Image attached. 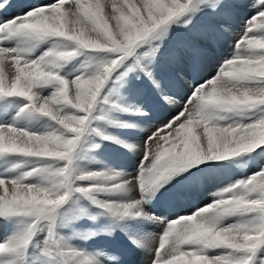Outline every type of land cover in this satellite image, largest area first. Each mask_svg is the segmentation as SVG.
Listing matches in <instances>:
<instances>
[{"label": "snow or ice", "instance_id": "1", "mask_svg": "<svg viewBox=\"0 0 264 264\" xmlns=\"http://www.w3.org/2000/svg\"><path fill=\"white\" fill-rule=\"evenodd\" d=\"M229 37L232 51L206 75ZM14 39L53 45L34 56L9 46ZM80 53L107 58L71 80L56 71ZM52 84L47 96L36 91ZM119 89L155 103L128 104L123 95L110 102L107 94ZM10 97L26 101L19 113L39 114L56 127L37 133L0 123V158L44 162L0 174V221L11 226L0 241V264H19L38 235L39 252L59 264H126L137 249L146 254L143 264H264V161L195 211L169 219L143 208L145 194L174 185L178 200L204 181L206 169L222 167H194L202 162L264 154V0H0V101ZM102 104L141 117L164 106L173 114L151 126L141 143L129 144L94 126L136 127L100 114ZM90 133L134 151L136 172L81 169L80 148ZM130 192L139 196L105 198ZM73 198L89 201L113 224L137 218L162 224L158 244L154 235L120 225L125 245L93 253L71 246L75 236L96 235H61L75 219L64 211ZM102 231L111 237L114 227Z\"/></svg>", "mask_w": 264, "mask_h": 264}, {"label": "rangeland", "instance_id": "2", "mask_svg": "<svg viewBox=\"0 0 264 264\" xmlns=\"http://www.w3.org/2000/svg\"><path fill=\"white\" fill-rule=\"evenodd\" d=\"M25 2H28V3H33V2L44 3V2H49V0H25ZM247 15H251V13L249 12V13H247ZM244 18H247V16L245 15ZM235 28H240V24H237ZM228 39H232V38L229 37ZM11 41L16 42V44L14 45V47L21 48V49H29L31 51L32 55H34V56L40 55L41 52H43L46 48H48V47H50V46L53 45V42H51V41H46V42H25V41L15 40V39L14 40H11ZM55 43L56 44H59L62 47L64 46L61 42H58L57 41ZM9 46H10V44H9ZM68 47H71V46L69 45ZM224 48L225 47H221L219 51H216L215 52L214 57H213V60L216 59V58H218V57H221L222 56L221 52H223V49ZM106 58L107 57L105 56V54H102V53H80L76 57L72 58L70 61H67V62L62 63L61 66H60V68L57 69L56 71L61 76L65 77V78H68L69 76H66V74H68V72L71 71V70H73L74 68L77 67L78 71H80V72H82V71L86 72L87 71V69L85 67L86 65L87 66L95 65L101 59H106ZM215 64L217 65L218 63H214V62H211L210 63V65L207 68L206 75H211V74H213L215 72V68H216V65ZM130 76H131V74H130ZM133 83L136 84L137 87H138V85H140V84L136 83L135 81H133ZM55 87H56V85L52 84V85H48L47 87H43V88L37 89L36 91H38L42 96H47L52 91H54ZM145 89H147V85H145ZM39 90H41V91H39ZM113 91L114 92H117V90H113ZM182 92H183V90H182ZM107 95H108V99H109L110 102L111 101L120 102L119 99H118V95H123L125 102L128 103V104L141 103L140 102V97H141L142 100L151 101L152 103L155 102L154 101V98H150L149 95H147V94L144 95V96L129 95L126 89H119L118 90V94H107ZM7 102H8V104L6 106V109L2 112V115H0V117H1L0 118V121H3V122H0V123H12L13 125H15L17 127L25 128V129H27L29 131H32V132L44 133V132H42L40 130H35L34 127H33V124H34L33 122L35 121V122H38L39 123L40 120L48 121L47 118L43 117L45 119H43V118L42 119H39V117H42V116H39L36 113L24 112L23 114L19 115V117L16 119V117L18 116L17 113L19 112L18 109L20 107H22L24 105L23 102L26 103V101H24L21 98L10 97V98L7 99V101H0V104L7 103ZM16 102H17V105L20 106L19 108H16V104H15ZM13 105H15V106H13ZM12 107H13V109H12ZM98 111H99L100 114H104L105 112H107L108 113V119L113 120V121L123 122V123L131 124V125H133L136 122L137 123H140L141 122V120H139L140 122H138V120H135L134 118L129 119L130 117H134L136 115H132L130 113H125V112H113V111H109L108 110V105H103V104L102 105H98ZM120 114H122V115H120ZM4 120H6L7 122H4ZM164 120L165 119H163V121ZM23 121H28V125H26V126H24V124L22 125ZM94 126L98 127L99 130L103 131L105 134L111 135V136L115 137L118 140H122V141H125L126 142L127 136L124 135V134H126V127L112 126V125H108L106 122H98V123L97 122H94ZM128 128H130V127H128ZM131 128H133V127H131ZM118 131H121L122 134L119 133ZM106 144L107 145L110 144L115 149H119V150H122V151H125L126 152V147H123L121 144L114 143L111 140H102L100 137L96 136L94 133H90L88 136L85 137L84 141L81 144L80 153H81V156H82V160L80 161L79 167L81 169H84V170L98 171V169L99 170H101V169L98 168V167H96V166H94V165H97L98 166L99 164H101L102 166H104V164H105V165H107V169L115 170V171L121 172V173H123V172L126 173V155L127 154H125V160H124V158L121 155L118 157V160L122 163V166H123L124 169H116L114 167V165H113V162L114 161H112V159H111V157H110L109 154H103V153L97 154L99 151H101V149H99V148H103L104 146H107ZM96 145H98V147H96ZM96 149H98V150H96ZM255 151H259V150L257 149ZM255 151H254V154H252L250 157L247 156V155H242V156L234 157V161H235L234 167L231 170V172L228 175H225L224 177L222 175H224L223 172H225V168L228 165H231L232 166V162H230L228 160L226 162L218 163V164L222 165V167L211 168L216 173L220 171V173L222 175H220V173H217L219 175V176H217V178H219V179H214V178L211 177L212 178V181H213L212 184H211L212 193H211V190H210V194L211 195L209 194V196L206 198V200L204 199V201H203L202 198H200L201 200H199V195L198 194H196V197H198V198H195V197H193L192 195H189V194H185L182 198H180L178 200L177 199H172V198L165 199L163 201V203L165 204L164 205L165 206V209L171 210L174 207V205L176 204V206H178V208L175 206L173 208V212L174 213L180 212L181 214H183L185 212L195 211L196 210V207H198V206H201L202 207L203 205L211 202L212 199H213V195H212L213 194V191L215 190V192H217V190H219V189H221L223 187H226L229 184V183H227V184L224 183V182H226V180H227V182H230L231 183L234 180L242 179L245 176H247L248 174H250V172L252 170L255 169L256 164L258 162L264 161L263 154L256 156ZM93 153H95L97 155L95 156ZM10 157L12 159L15 156H10ZM20 158H22L23 161H24L23 166H24V164L27 166V167L24 166L25 168L35 167L34 165L37 166V165H39L41 163H44L42 161H37V160H33V159H27V158H23V157H20ZM6 159H8V161ZM10 162H11V160H10L9 157H7V158H5V157L0 158V163H1V165H0V173H6L7 171H10V169H11V167L13 165V164L11 165ZM215 162L216 161H213V162H207L206 161V162H202L201 165H197V166H194V167H200V166H203L206 163H212L213 164ZM255 162H256V164H255ZM4 163H5V165H3ZM89 165H91L92 168H90ZM5 166H6V168H5ZM2 167H4L3 168L4 170L2 169ZM217 169H218V171H217ZM23 171H24V169L21 170V171H19V173H22ZM133 171H134V169H133ZM134 172H136V168H135V171ZM129 174H132L130 172V170H129ZM204 175H209V174H204ZM227 177H229V179ZM230 177H231V179H230ZM216 180H218V181H216ZM217 183L218 184L220 183L221 186L220 185L217 186ZM223 185H225V186H223ZM216 188H218V189H216ZM129 194H131V195H128V193H127L126 194V199H122V200H121V198H123L124 195H123V197H121L122 195H120V194L117 195L119 197L112 196V198H114L116 200L125 201V200L128 199L127 196L128 197L129 196H132L134 194V192H130ZM136 195H138L137 192H135V194L133 196H136ZM201 196H204L205 197V194H202ZM105 198L112 199L111 197H109V198L108 197H105ZM80 202H83V198H73V200H71L69 202V204H67L65 206L64 211L69 213L67 215L68 217H71V214L74 213V210L80 209L79 208L80 206L78 205ZM84 208H85L86 213H88L87 210H86V209H88V207L86 205H84ZM93 210H94L96 216H98L97 219H99V220H106V221H108L110 223V226H113L114 227V231H113V242H114L115 246L117 244H120V243H121V245H125L127 243L126 237L124 236L123 232H121L119 230V226L120 225H126L131 230H142L145 233H150V234H152V235H154L156 237V240L153 242V246L156 245V244H158V236H159L160 233H162V230H163V228H162L163 225L162 224L158 225V224L153 223L151 221L144 222V221L139 220L138 218L137 219H125L123 221H116L115 224H113V220H112L111 217H109L107 215H101L100 214V210L98 208H95V206H94V209ZM90 216H91L90 219H93L92 221H94L95 220V216L94 215H90ZM168 218L169 219L175 218V214H173V216H168ZM88 219L89 218H87V220ZM227 222L230 223L231 221H227ZM93 224L95 226V232L98 233V237L102 236V235H99V234H101V231H102L101 229L102 228H100V231H99L98 226L96 227V225H95L96 224L95 221L93 222ZM45 227H46V225H41L40 227H38V232L42 234L43 231H44V229H45ZM63 229L62 230L61 229L59 230L60 233H61V235H62V232H63V235L65 234V232L68 229V227L63 228ZM96 229H97L98 232L96 231ZM116 229L118 230V234L116 232ZM9 232L10 231H6L4 233L5 235L2 234L0 236V241H3L9 235ZM74 242H76V243L79 244V242H77V241H74ZM102 242H103V244H102ZM95 244L97 245V247L98 246L99 247L98 248L95 247L96 249L95 248L94 249H91V251H94V250L96 251V250L102 249L101 246H104V244H106V242L101 237V239H97L95 241V243H93L94 246H96ZM79 245L81 246L82 249H84L86 251H87V249H89L92 246L91 243L90 242L88 243L87 241L86 242H80ZM30 247H31V244L29 245V248L27 249V252L26 253H29V251H31V250H29ZM139 253L141 254V260H137V259H134L133 260V256H138ZM145 259H146V254L143 251L137 249L135 252H133V253H131L130 255L127 256V258H126V264H141V263H143V261ZM25 260L26 259L23 258L20 262H22V264H25L24 263ZM56 262L58 263L57 260H56ZM39 264H41V263H39Z\"/></svg>", "mask_w": 264, "mask_h": 264}, {"label": "bare ground", "instance_id": "3", "mask_svg": "<svg viewBox=\"0 0 264 264\" xmlns=\"http://www.w3.org/2000/svg\"><path fill=\"white\" fill-rule=\"evenodd\" d=\"M237 29V30H236ZM239 29L240 28H235V31H237V32H239ZM231 38V37H230ZM232 42H233V40H232ZM231 42V48H232V43ZM9 44H10V46H14L15 44H16V42H14V41H9ZM228 48H230V47H228ZM214 62V61H213ZM213 64V63H212ZM216 65V64H215ZM80 74V71H78V69H77V67L76 68H74L73 70H71V71H69L68 72V74H66V76H69L67 79H69V80H71L74 76H76V75H79ZM39 91H41V90H39ZM24 104H25V102H23ZM16 104V108H19L20 106H18L17 105V102L15 103ZM11 105V104H10ZM13 106H15V105H13ZM15 108V107H14ZM12 109H13V107H12ZM19 110V109H18ZM13 111V110H12ZM5 113V112H4ZM17 113V112H16ZM19 113V112H18ZM17 113V117H16V119L19 117V115H21V114H23V113H20V114H18ZM1 115H2V113H1ZM5 115V114H4ZM39 115V114H38ZM40 116V115H39ZM1 118V117H0ZM43 117H39V119H42ZM43 119H45V118H43ZM48 120V119H47ZM138 120V119H137ZM39 121V120H38ZM0 122H3V121H0ZM4 122H7L6 120H4ZM134 122V121H133ZM138 122H140L139 120H138ZM34 124H33V127H34V129L35 130H40V131H42V132H49V131H52L53 129H55V125L53 124V122L52 121H50V120H48V121H44V120H40V122L38 123V122H33ZM24 124V126H26V125H28V121H23V123H22V125ZM133 125H135L136 127H133V128H128V127H126V134H124V135H126L127 136V138H126V142L127 143H129V144H139V143H141L142 142V140L144 139V138H146V135H147V132H148V129L152 126V125H148V124H145L142 120H141V122L140 123H134ZM122 134V133H121ZM122 137V136H121ZM115 146V145H114ZM126 152L128 153V154H130V155H126V173L127 174H129V170H130V172L132 173V174H134L135 172V166H134V164L136 163V161L138 160V158L140 159V157L134 152V151H130L128 148H126ZM254 154V153H253ZM257 156V155H256ZM263 156H264V154H263ZM9 158H10V160H11V165H12V167H11V169H10V171H7L6 173H0V174H6V175H18V174H20L19 173V171H21V170H26V169H28V168H25L24 166H26L25 164H24V166H23V163H24V161H23V159L22 158H20V157H18V156H15L14 158H12L11 159V157L10 156H8ZM5 158H7V157H5ZM256 158V157H255ZM4 160V159H3ZM7 161H8V159H6ZM256 160V159H255ZM29 161V160H28ZM130 161H133V164L130 162ZM4 162V161H3ZM2 162V163H3ZM6 162V161H5ZM27 162V161H26ZM30 162V161H29ZM35 162V161H34ZM37 162V161H36ZM255 164H256V162H255ZM254 164V165H255ZM0 165H1V163H0ZM3 165H5V163L3 164ZM2 165V166H3ZM10 166V165H9ZM34 166H36V165H34ZM38 166V165H37ZM94 166H96V167H98V168H100L101 170H105V169H107V165H105L104 164V166H102L101 164H99L98 166L97 165H94ZM27 167V166H26ZM4 167H2V169H3ZM5 168H6V166H5ZM32 168V167H31ZM238 168V167H237ZM133 169H134V171H133ZM4 170V169H3ZM7 170V169H6ZM9 170V169H8ZM101 170H99L98 169V171H101ZM217 171H218V169H217ZM124 173V172H123ZM211 174H215V176H214V179H219V178H217V176H219L217 173H220V171L219 172H210ZM224 173V172H223ZM211 174H209V175H211ZM209 175H204L205 176V179H204V181L198 186V190H196V194H198L199 195V200H201L200 198H202V200L204 201V196H201L202 194H205V196H206V194H208V191H209V189H210V183H209ZM220 175H222L221 173H220ZM223 176V175H222ZM221 176V177H222ZM211 177V176H210ZM224 177V176H223ZM228 179H229V177H227ZM213 179V180H214ZM223 179V178H222ZM221 179V180H222ZM230 179H231V177H230ZM216 181H218V180H216ZM229 181V180H228ZM213 182V181H212ZM220 182V181H219ZM223 182V181H222ZM221 183V182H220ZM220 183L218 184L217 183V186L218 185H220ZM224 183H230V182H227V180H226V182H224ZM215 185V184H214ZM216 186V185H215ZM221 186V185H220ZM223 186H225V185H223ZM219 188V187H218ZM218 188H216V189H218ZM218 191V190H217ZM215 192V190L213 191V193ZM211 193H212V190H211ZM132 194V193H131ZM131 194H129L128 193V195H131ZM134 194H135V192H134ZM133 194V195H134ZM137 194L139 195V192H137ZM119 195V194H118ZM120 195H122L121 197H123V195H124V197L123 198H121V200L122 199H126V194L125 193H121ZM132 195V196H133ZM211 195V194H210ZM117 196V195H116ZM117 197H119V196H117ZM116 197V198H117ZM109 198V197H108ZM112 198V197H111ZM127 198H128V196H127ZM112 199H114V198H112ZM119 199V198H118ZM116 200V199H115ZM157 200V195L155 196V197H153L152 196V194H150V193H147L146 195H145V203L143 204V207H149L150 208V206H151V204L152 203H154L155 201ZM206 200V199H205ZM126 201V200H125ZM211 201V200H210ZM202 202V201H201ZM77 207V206H76ZM74 208V207H73ZM80 208V207H79ZM96 208V207H95ZM87 210V209H86ZM70 211V210H69ZM71 212V211H70ZM73 213V212H72ZM71 214V213H70ZM96 215V214H95ZM94 215V216H95ZM75 217V219H69L68 221L70 222V226H68V229L66 230V232H65V234L63 235V232H62V235L63 236H72V234L74 233V232H72L73 231V229L74 228H77V227H80L82 230H84V232H82V233H88V232H94V233H96L95 232V226H94V224H93V222L95 221H92L93 219H88L87 220V218H85V217H81V216H78V215H74V213L73 214H71V217ZM40 227V226H39ZM97 227V226H96ZM99 228V227H98ZM107 228V227H106ZM105 228V229H106ZM62 230V229H61ZM64 230V229H63ZM101 230H104V228H102ZM11 231V230H10ZM96 231H97V229H96ZM99 231H100V228H99ZM98 232V231H97ZM2 234H4V232H3V229H2V227H1V224H0V236L2 235ZM5 235V234H4ZM99 235H102L101 237L105 240V238L107 237V240L109 241V243H111L110 242V237L109 236H106L105 234H104V232L103 231H101V234H99ZM76 237H78V236H75V237H73L72 239H71V241L69 242L70 243V245L71 246H74V247H76V248H80V249H82L81 248V246L79 245L80 244V242H79V244L78 243H76V242H74V241H76ZM40 236H37L36 238H34L33 239V242L31 243V247H30V249L29 250H31V251H29V253H26V255H25V264H39V263H41V264H58L59 263V261L57 260V259H54V258H51V257H44L40 252H39V248H40V244H39V240H40ZM97 239H99V237H98V233H96V235H94V236H92V237H90V238H88V239H86V241L89 243H91V247L89 248V249H87V251L86 252H88V253H93V252H95V250L94 251H91V249H94L95 247H97V245L96 246H94L93 245V243H95V241L97 240ZM97 243V242H96ZM87 244V243H86ZM100 244V243H99ZM102 244H103V242H102ZM90 245V244H89ZM105 245V244H104ZM64 246V242L63 241H61V247H63ZM99 247V246H98ZM97 247V248H98ZM102 247V249H103V247L104 246H101ZM96 249V248H95ZM140 254V253H139ZM33 260V261H32ZM56 260L58 261V263L56 262ZM19 264H22V262H19Z\"/></svg>", "mask_w": 264, "mask_h": 264}, {"label": "clouds", "instance_id": "4", "mask_svg": "<svg viewBox=\"0 0 264 264\" xmlns=\"http://www.w3.org/2000/svg\"><path fill=\"white\" fill-rule=\"evenodd\" d=\"M41 151H42L43 153H45V154L47 153V149H46V148H42Z\"/></svg>", "mask_w": 264, "mask_h": 264}]
</instances>
